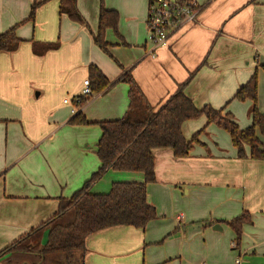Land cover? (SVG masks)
Segmentation results:
<instances>
[{
	"label": "crops",
	"instance_id": "crops-1",
	"mask_svg": "<svg viewBox=\"0 0 264 264\" xmlns=\"http://www.w3.org/2000/svg\"><path fill=\"white\" fill-rule=\"evenodd\" d=\"M195 1L199 24L151 54L149 0H76L82 24L61 14L59 0H0V34L16 27L22 41L0 53V252L54 216L59 199L72 197L100 169L99 123L129 109L125 74L155 109L194 75L185 89L194 104L225 109L245 129L253 103L234 97L258 72L264 114V0ZM35 2H43L35 20L24 22ZM102 10L117 15L103 32L106 49L95 41ZM91 65L109 85L79 106L74 100ZM78 115L90 124H73ZM204 128L186 158L155 152L157 181L147 191L157 219L144 229L117 226L90 235L85 264H264V160L240 159L231 135L205 116L186 122L183 135L191 140ZM144 181L143 173L110 170L90 192ZM245 212L252 222L238 239L227 222ZM47 239L48 229L42 245Z\"/></svg>",
	"mask_w": 264,
	"mask_h": 264
},
{
	"label": "trees",
	"instance_id": "trees-1",
	"mask_svg": "<svg viewBox=\"0 0 264 264\" xmlns=\"http://www.w3.org/2000/svg\"><path fill=\"white\" fill-rule=\"evenodd\" d=\"M60 12L75 23H84L78 11L76 0H59ZM43 3V2H42ZM42 3L35 2L30 15L24 22H33ZM116 13L101 11L100 33L96 43L106 49L103 32L114 26ZM22 41L16 35V27L0 34V53L16 51ZM57 49L58 45H47ZM90 83L94 94L102 92L109 85L106 76L94 65L89 67ZM179 85L178 90L160 108H153L147 101L139 85L130 73L121 81L130 86V105L126 115L118 120L100 122L102 136L97 144L100 169L85 185L70 198L59 199L58 212L40 226L13 242L0 252V264H85L87 238L117 226H132L144 229L157 219V211L148 199V184L156 183L155 152L170 149L176 158H186L200 134L191 140L183 135V125L205 116L208 124H216L226 130L237 148L240 159L264 160V114L259 108V77L255 73L249 82L235 95L239 101L251 100V126L241 129L225 109L216 110L210 106L198 108L185 94V89L193 79ZM90 97L80 98L79 106H84ZM73 124L88 125L84 116H76ZM250 147V156L246 153ZM139 172L145 176L143 183L116 182L108 194H92V186L108 171ZM252 222L251 215L243 213L227 222L240 239L243 226ZM48 229V239L42 245L44 230Z\"/></svg>",
	"mask_w": 264,
	"mask_h": 264
},
{
	"label": "built area",
	"instance_id": "built-area-1",
	"mask_svg": "<svg viewBox=\"0 0 264 264\" xmlns=\"http://www.w3.org/2000/svg\"><path fill=\"white\" fill-rule=\"evenodd\" d=\"M201 12L202 7L195 0H149L147 27L151 54L168 46L170 39L182 29L192 24H199ZM93 96L90 80L87 79L84 81L81 95L74 101L79 103L81 97Z\"/></svg>",
	"mask_w": 264,
	"mask_h": 264
},
{
	"label": "water",
	"instance_id": "water-1",
	"mask_svg": "<svg viewBox=\"0 0 264 264\" xmlns=\"http://www.w3.org/2000/svg\"><path fill=\"white\" fill-rule=\"evenodd\" d=\"M215 228H220L219 226L215 227Z\"/></svg>",
	"mask_w": 264,
	"mask_h": 264
}]
</instances>
